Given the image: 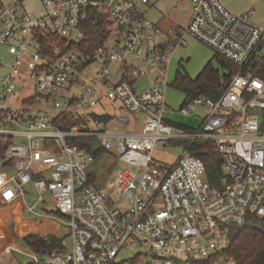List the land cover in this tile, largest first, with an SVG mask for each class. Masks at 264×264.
Segmentation results:
<instances>
[{"label":"built area","instance_id":"2783aa9c","mask_svg":"<svg viewBox=\"0 0 264 264\" xmlns=\"http://www.w3.org/2000/svg\"><path fill=\"white\" fill-rule=\"evenodd\" d=\"M156 1L0 0V51L11 60L0 81V205L20 219L40 206L70 240L28 264H235L231 229L264 219V78L248 69L264 57V24L222 0H188L186 25L164 30L145 17ZM187 37L237 69L216 99L184 102L179 114L196 127L167 118L164 102L167 64ZM150 76L148 89L134 88ZM117 105L142 117L135 134L109 129L130 125L128 115L93 111ZM201 145L221 160L217 183ZM171 146L174 160L156 157ZM103 152L122 168L99 188L88 167Z\"/></svg>","mask_w":264,"mask_h":264},{"label":"rangeland","instance_id":"374dc122","mask_svg":"<svg viewBox=\"0 0 264 264\" xmlns=\"http://www.w3.org/2000/svg\"><path fill=\"white\" fill-rule=\"evenodd\" d=\"M222 3L229 11L235 14H242L252 10L254 13L249 17L250 22L255 25L264 24V0H222ZM190 13L191 6L188 0H159L154 2L145 17L149 22L157 23L161 29L165 30L173 26L186 25ZM171 55L166 68L168 86L164 93V102L172 113L167 118L181 126L190 125L196 127L199 124V120H192L179 114L186 99V94L172 85L176 74L179 73L182 77L187 76L191 80H195L208 63L211 64L214 70L218 71L221 79L229 75V70L221 66L215 57L216 55L206 45L193 38L187 37V44L176 48ZM0 58L3 60V66H0L1 81L3 74L7 72L11 64V60H9L3 50L0 51ZM150 82L151 77L150 79L143 78L140 80V84H147L148 86ZM119 108H121L119 105L104 106L95 108L93 111L97 114H108L115 119L122 115H128L131 122L130 125H122L114 120L109 123V129L113 130V128H116L118 133L135 134L141 128L142 117L134 119L131 114ZM92 145L93 147L97 146L95 143H92ZM157 149L156 157L165 163L171 162L179 155L178 149L173 146L167 148L166 153L159 147ZM120 168H122V165H119L116 159H113L106 152L100 153L88 167L89 172L93 176L94 186L99 188L112 187L115 183V172ZM32 194L34 192H30L25 198L27 204L33 202ZM45 200L50 204L49 199ZM12 209L13 206L9 204L0 205V264H10L11 260H13V264H28L34 260L35 255L22 239L28 234L43 238L54 236L55 238L63 239L65 246H69L70 240L65 236V226L59 222L56 228L55 225H51L47 221L48 218L39 217L43 214L40 206L35 208L34 213L23 214L19 221H17V218L13 221ZM15 210L14 208L13 211Z\"/></svg>","mask_w":264,"mask_h":264},{"label":"trees","instance_id":"16d2710c","mask_svg":"<svg viewBox=\"0 0 264 264\" xmlns=\"http://www.w3.org/2000/svg\"><path fill=\"white\" fill-rule=\"evenodd\" d=\"M215 57L222 67L229 70V75L224 76L223 79L210 63L202 69L195 80H191L187 76L182 77L179 73L176 74L172 85L185 92L186 99L184 102L200 95L216 99L222 91L224 82L237 71L236 66L229 63L224 57L220 55ZM248 69L251 73L264 78V57L256 59ZM87 142L88 140L85 143L87 144ZM5 143L8 144L9 141L5 139L3 144ZM207 146L209 147V145L197 146L198 148L194 147V150L196 155L204 159L211 181L217 183L221 177V160L215 152L211 151V148L207 149ZM3 150V147H0V152ZM230 233L231 240L227 252L235 264H264V219L252 214L243 226H236L231 229ZM22 239L34 255H40L56 248L59 240L54 236L43 238L33 234L25 235Z\"/></svg>","mask_w":264,"mask_h":264},{"label":"crops","instance_id":"0c3cea01","mask_svg":"<svg viewBox=\"0 0 264 264\" xmlns=\"http://www.w3.org/2000/svg\"><path fill=\"white\" fill-rule=\"evenodd\" d=\"M190 17V16H189ZM189 19V18H188ZM188 21V20H187ZM150 77H151V82H150V84H149V86L147 85V84H140V80L141 79H146V78H149L150 79ZM150 77H140L139 79H137V81L135 82V84H134V88L136 89V90H145V89H148L151 85H152V83H153V80H154V78H153V76H150ZM147 85V86H146ZM10 205V204H9ZM12 206V205H11ZM16 209L15 211H13V209ZM13 209H12V213L14 214H12V219H13V221H15L16 220V218H17V221H19L20 220V211H19V209L17 208V207H15V206H13ZM15 216V217H14ZM51 225H52V222H50V220L48 219L47 220ZM13 260H11V262H10V264H13V262H12Z\"/></svg>","mask_w":264,"mask_h":264},{"label":"water","instance_id":"95a60500","mask_svg":"<svg viewBox=\"0 0 264 264\" xmlns=\"http://www.w3.org/2000/svg\"><path fill=\"white\" fill-rule=\"evenodd\" d=\"M47 211H48V212H53V213H54V212H55V209H54V208H49V209H47Z\"/></svg>","mask_w":264,"mask_h":264}]
</instances>
